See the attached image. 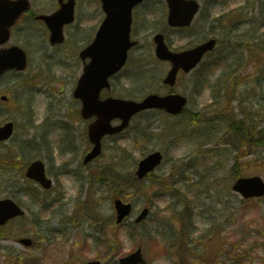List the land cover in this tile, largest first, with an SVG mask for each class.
<instances>
[{
    "label": "rangeland",
    "instance_id": "obj_1",
    "mask_svg": "<svg viewBox=\"0 0 264 264\" xmlns=\"http://www.w3.org/2000/svg\"><path fill=\"white\" fill-rule=\"evenodd\" d=\"M199 1L203 11L186 31L167 25L161 0L134 10L132 38L139 45L111 91L136 100L170 91L162 82L170 65L156 58L152 42L157 32L175 50L217 38V49L197 70L181 76L175 88L189 97L188 114L144 112L122 134L106 137L103 154L88 165L82 160L90 149L89 122L81 118L73 92L83 69L78 54L91 42L100 17L94 5L87 10V2L80 0L63 49L34 47L40 45L35 28L30 29L29 66L3 81L11 92L0 106V125L16 124L0 154L21 157L16 169L11 163L0 166V199L13 198L27 214L3 230L0 264H82L95 258L118 264L138 248L147 264H204L177 255L174 242L183 237L189 248L210 249L217 264H264V198L246 201L233 191L237 172L264 179V146L231 137L229 119L219 114L248 119L258 129L250 131L252 136L264 129V0ZM24 38L25 32L19 38L25 44ZM156 150L165 156L156 175L123 195L136 214L149 206L150 217L138 227L130 220L114 227L115 195L95 180L112 171L132 176L138 161ZM36 158L45 161L54 181L50 190L24 177L25 164ZM23 238L33 244H21Z\"/></svg>",
    "mask_w": 264,
    "mask_h": 264
},
{
    "label": "water",
    "instance_id": "obj_2",
    "mask_svg": "<svg viewBox=\"0 0 264 264\" xmlns=\"http://www.w3.org/2000/svg\"><path fill=\"white\" fill-rule=\"evenodd\" d=\"M142 1L102 0L107 15L106 19L100 27L94 42L80 53L84 61L87 58H90L91 61L84 68L75 91V97L80 98L83 102L82 115L84 118L97 117V120L89 126V138L94 146L85 157V163L101 154V140L105 135L122 131L129 125L132 116L138 112L150 108H159L176 115L182 113L187 104V98L179 94L167 96L151 94L141 102L111 97L103 101L100 100L101 90L110 88L108 79L123 68L127 61L129 49L136 44L130 39L132 9ZM167 2L169 5L168 22L171 26H189L200 7L195 0H167ZM26 7V3L22 2L21 11H17V16ZM73 20L74 5L70 3L64 23H71ZM154 41L158 58L172 63L173 67L165 78V83L171 86L176 84L177 74L180 69H183L186 73L190 72L199 64L204 55L212 51L216 46V40L212 39L193 49L174 53L166 45L163 34L156 35ZM52 42H63L61 28L53 29ZM26 66L25 51L16 47L14 51L9 54L5 52V56L0 58V75L6 70L13 68L19 71L24 70ZM116 118H120L122 124L113 127L111 126V121ZM13 130L14 124L12 122L0 127V141L9 139L13 134ZM162 160L163 155L161 152H154L141 160L137 171L138 178L143 179L159 166ZM26 176L39 182L45 188H50L52 184V181L46 178L45 166L40 160L33 162L28 167ZM233 189L246 198L262 197L264 196V181L257 176L239 178ZM115 207L118 213V223L122 222L132 210L131 204H125L120 200L116 201ZM23 214L24 212L13 200H0L1 224ZM147 214L148 210L146 209L137 219V222L145 219ZM26 242L30 244L29 241ZM143 262L140 250L121 260V264ZM88 264H99V262Z\"/></svg>",
    "mask_w": 264,
    "mask_h": 264
},
{
    "label": "flooded vegetation",
    "instance_id": "obj_3",
    "mask_svg": "<svg viewBox=\"0 0 264 264\" xmlns=\"http://www.w3.org/2000/svg\"><path fill=\"white\" fill-rule=\"evenodd\" d=\"M96 1L98 3L96 2L95 11L100 14L102 13L101 2ZM67 2L68 0H29L28 10L16 20V0H0V54L16 47V43H20L24 32H26L24 40H28L27 38L31 40L29 32L31 28H35L37 40L42 46L45 48L48 46L49 50L61 48L62 45L51 43V29L42 18L55 14ZM64 30L66 31L67 27ZM12 76L16 78V71H9L0 77V106L7 102L5 96L11 92L9 87H4L3 81Z\"/></svg>",
    "mask_w": 264,
    "mask_h": 264
},
{
    "label": "trees",
    "instance_id": "obj_4",
    "mask_svg": "<svg viewBox=\"0 0 264 264\" xmlns=\"http://www.w3.org/2000/svg\"><path fill=\"white\" fill-rule=\"evenodd\" d=\"M201 84L203 81H200ZM219 114H224V117L221 118H227L229 120H226L229 122V129L228 131H230L229 133L232 135L231 137H236L237 139H240L241 142L243 144H246L248 146H252V140H255V142L257 141V145H259V143L261 144V146H264V141L262 140V138L264 137V130H261L257 133V136H255L253 138V136L250 133V131H254L253 129H256V126H250L248 123V119H239L238 116L236 115V117H233L232 119H230V117H227L224 113V111L219 112ZM218 114V115H219ZM217 116V115H216ZM220 115H219V119ZM222 121H225L222 119ZM257 139V140H256ZM0 162L5 164V163H9L11 162L13 158V154L12 157L10 156L9 153H3L0 154ZM109 173L110 172H103L101 177L99 178L100 181L102 180L104 183H109L111 184L112 187L118 188V189H122L125 188L126 186H128L129 184H131L133 187L139 186L141 185L140 182L136 181V179L132 176V178H123V177H118V176H114L110 173V177H109ZM240 173L237 172L236 177H239ZM102 183V182H101ZM184 245V243H183ZM188 251H191L187 248ZM247 256V255H245ZM203 257L205 258V255H203ZM242 258V257H241ZM242 263V261L240 260L239 262H236V264H240Z\"/></svg>",
    "mask_w": 264,
    "mask_h": 264
}]
</instances>
